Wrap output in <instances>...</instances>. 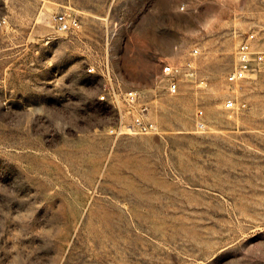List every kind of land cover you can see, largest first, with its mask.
Segmentation results:
<instances>
[{
    "label": "rangeland",
    "instance_id": "obj_1",
    "mask_svg": "<svg viewBox=\"0 0 264 264\" xmlns=\"http://www.w3.org/2000/svg\"><path fill=\"white\" fill-rule=\"evenodd\" d=\"M251 32L264 0H0V264H264V62L226 77ZM113 89L158 133H111Z\"/></svg>",
    "mask_w": 264,
    "mask_h": 264
},
{
    "label": "built area",
    "instance_id": "obj_2",
    "mask_svg": "<svg viewBox=\"0 0 264 264\" xmlns=\"http://www.w3.org/2000/svg\"><path fill=\"white\" fill-rule=\"evenodd\" d=\"M54 23L57 31H75V29L80 27L79 19L76 16L73 17L66 13L56 15L54 17ZM255 40L256 34L251 32L240 42L236 55L237 64L235 68L226 76L230 82L238 84L242 80L249 78L255 68V65L264 62V52H255L253 50ZM193 53L197 54L198 49H194ZM94 71V67L88 69V73H92ZM162 74L167 79V89L171 94H175L180 87L179 76L189 79L196 77V72L192 62H187L185 65L175 66L166 64L162 68ZM99 97L101 102L108 104L122 101L124 108H126V113L130 115V124L127 126L124 125L126 124L125 117L122 116L119 120L118 128L112 127L110 129L111 133H158L156 124L148 117L149 106L146 102L141 101L137 91L128 90L126 92H120L113 89V91L104 93ZM245 105V103L240 104L235 99L229 98L225 102V109L238 110Z\"/></svg>",
    "mask_w": 264,
    "mask_h": 264
}]
</instances>
